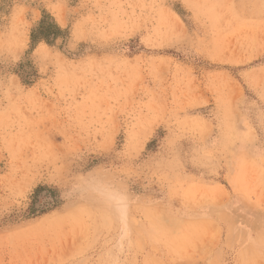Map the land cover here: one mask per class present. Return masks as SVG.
<instances>
[{
	"label": "rangeland",
	"instance_id": "374dc122",
	"mask_svg": "<svg viewBox=\"0 0 264 264\" xmlns=\"http://www.w3.org/2000/svg\"><path fill=\"white\" fill-rule=\"evenodd\" d=\"M262 105L264 0H0V264H264Z\"/></svg>",
	"mask_w": 264,
	"mask_h": 264
},
{
	"label": "trees",
	"instance_id": "16d2710c",
	"mask_svg": "<svg viewBox=\"0 0 264 264\" xmlns=\"http://www.w3.org/2000/svg\"><path fill=\"white\" fill-rule=\"evenodd\" d=\"M46 16H43L39 23L32 29L31 31V40L33 42L39 41L40 39H46L48 40V32L44 29L47 28H55L56 31H58L57 26L55 24H46ZM56 34V32H54Z\"/></svg>",
	"mask_w": 264,
	"mask_h": 264
},
{
	"label": "snow or ice",
	"instance_id": "6c2138e0",
	"mask_svg": "<svg viewBox=\"0 0 264 264\" xmlns=\"http://www.w3.org/2000/svg\"><path fill=\"white\" fill-rule=\"evenodd\" d=\"M262 107H264V105H262Z\"/></svg>",
	"mask_w": 264,
	"mask_h": 264
}]
</instances>
